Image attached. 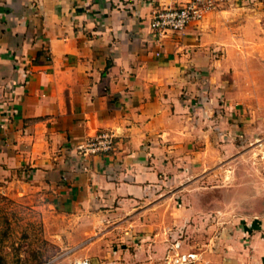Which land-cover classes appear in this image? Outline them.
Here are the masks:
<instances>
[{
	"label": "crops",
	"instance_id": "obj_1",
	"mask_svg": "<svg viewBox=\"0 0 264 264\" xmlns=\"http://www.w3.org/2000/svg\"><path fill=\"white\" fill-rule=\"evenodd\" d=\"M186 1L0 0V176L106 230H132L154 195V156L188 154L195 139L213 177L221 164L227 177L236 162L249 171L228 181L241 197L212 243L233 264H264V162L254 174L232 143L239 91L264 74V0L222 2L155 38L154 13ZM237 76H248L242 90ZM103 132L116 135L111 152H80Z\"/></svg>",
	"mask_w": 264,
	"mask_h": 264
},
{
	"label": "rangeland",
	"instance_id": "obj_2",
	"mask_svg": "<svg viewBox=\"0 0 264 264\" xmlns=\"http://www.w3.org/2000/svg\"><path fill=\"white\" fill-rule=\"evenodd\" d=\"M247 77H236L238 89L248 85ZM248 79L250 89L239 91L242 95L232 113L238 133L232 140L233 157L238 161L237 157L245 156L241 162L246 169L251 160L258 174L259 162H264V74ZM196 144L193 139L188 154L154 156V195L144 215L129 225L132 230H106L104 220L85 219L82 212L50 203L41 192L10 187L0 176V264H76L83 258L91 264H173L188 253L198 256L189 264H233L230 251L217 250L212 243L211 230H216L218 218L226 219L228 200L241 197L242 186L232 183L228 189V181L240 183L248 179L249 171L236 162L227 177L221 164L213 177L212 156H202L201 167L200 157L194 154ZM222 150L220 163L227 158L226 148Z\"/></svg>",
	"mask_w": 264,
	"mask_h": 264
},
{
	"label": "built area",
	"instance_id": "obj_3",
	"mask_svg": "<svg viewBox=\"0 0 264 264\" xmlns=\"http://www.w3.org/2000/svg\"><path fill=\"white\" fill-rule=\"evenodd\" d=\"M228 0H188L181 6H168L157 10L151 21L153 36L157 39L169 32H184L192 22L201 20L207 12L217 9L220 3ZM116 143L113 132H103L89 137L79 146L82 154H99L111 152ZM197 254L188 253L179 256L173 264H189L197 259ZM76 264H91L89 258H83Z\"/></svg>",
	"mask_w": 264,
	"mask_h": 264
}]
</instances>
